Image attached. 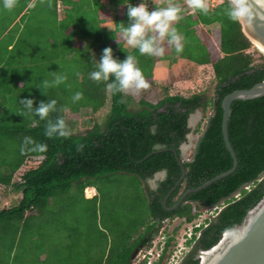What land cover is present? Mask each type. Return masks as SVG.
Returning <instances> with one entry per match:
<instances>
[{"label": "trees", "instance_id": "obj_1", "mask_svg": "<svg viewBox=\"0 0 264 264\" xmlns=\"http://www.w3.org/2000/svg\"><path fill=\"white\" fill-rule=\"evenodd\" d=\"M52 1L55 13L64 16L60 30L70 38L71 44L67 43L66 48L61 49L62 43L57 46L52 43L49 56L48 51L44 52L42 46L31 37L27 41L30 46L25 48L24 55H20L18 46L21 35H18L0 49V187L20 195L17 205L0 207V251L4 256L0 258V264L17 263L18 248L15 247L21 244L17 242V237L20 234L24 236L28 229L33 228V224L43 230L45 221H69L68 217L78 199L72 189H76L82 196L86 188L94 187L101 203L103 192L99 184H112L117 179L123 180L126 187L137 188L144 197L149 218L154 221L146 230L145 238H142L145 243L150 241L153 234H157L158 229L155 227L160 222L182 218L186 223H191L197 218L196 210L199 208L217 207L214 219L209 220L206 226L193 229L194 247L180 261V264H199L196 259L198 252L208 251L218 244L223 234L241 224L247 213L264 198V96L254 100L234 101L231 105L227 131L237 159L235 172L201 191L189 194L184 200L186 204L180 205L175 211L168 212L167 208H171L184 192L196 189L232 168V158L222 137L221 101L235 90L250 89L263 82L264 62L256 64L247 53L253 43L242 33L240 23L228 18L230 2L222 0L218 13L208 15L197 10L195 21H192V17L180 20L186 27L187 35L193 32L191 29L198 23L204 26L219 24L221 28L222 56L215 62H205H211V77L216 81L215 96L207 98L202 94L203 87L199 89L193 84L196 89L189 85L184 94H170L167 89L164 97L154 102L150 99L134 102L126 92L113 94L107 90L106 84L113 82V77L107 82L90 79L89 74L97 70L93 61L98 62L92 50L97 47L103 52V49L111 48L113 58L120 61L126 55L134 56L145 80L152 78L156 58L141 55L137 49L126 48L122 41L117 40L115 32L107 30L104 20H99L97 15L99 9H104L103 4L98 2L100 5L93 7L87 5L86 0H62L63 11L58 12L56 0ZM133 1L129 3L134 6ZM108 2L113 8L124 1ZM79 8L83 11L87 8V13L89 10L95 12L96 26L81 18L72 20V23L66 22L68 17H73L74 10ZM117 22L127 25L128 19L125 18L124 22L117 19ZM187 37L184 36V39ZM69 50L82 57L76 62L69 61ZM203 52L207 58L204 48ZM21 56L26 57L31 70L46 67V75L41 76V81H51L53 74L59 72L67 77L66 86L45 88L38 85L34 89L35 93L28 95L27 81L33 78L21 72L24 71L20 64ZM41 57L48 60L44 61ZM56 57L65 59L67 64L63 69L59 67L61 69L57 72L53 70ZM199 60L197 64H202L204 58ZM77 91L83 93V98L73 103L72 97ZM18 92L19 95L15 96ZM14 99L21 110L20 114L15 113L12 107ZM23 99H32L34 108L42 101L56 100L57 111L50 113L48 120L54 122L57 118H63L70 129V136L48 137L45 134L47 121H41L39 117L27 112L20 103ZM65 107L69 110L89 108L93 113L105 109L108 111L103 126L95 122L90 127L85 126L86 130L80 133L76 129V121L69 119L67 111H63ZM200 109L203 113L211 110L212 114L206 115L204 125H199L193 131L200 135L190 160L182 161L181 166V147L187 143L191 133L188 120ZM4 114L10 123L3 119ZM26 138H30L31 142H27ZM39 145H46V150L41 151ZM81 145L82 150L78 151ZM18 171L23 173L17 177L19 180L14 181ZM162 171L166 172V176L158 181L157 188L150 190L146 187L145 192L141 182L146 184ZM183 171V180L163 206V200L180 181ZM96 201L97 198L85 200V203L94 205L90 210H93L91 214L95 220ZM222 201L223 207L219 209ZM101 235L107 244L104 251L101 250L98 263L130 264L132 251L120 248L116 253L112 252L108 235L105 232ZM173 240V237L167 238L157 264H167L172 255L169 248ZM136 241L139 242L138 239ZM22 248L27 251V242ZM203 256L200 264L203 263ZM19 264L24 263L20 260Z\"/></svg>", "mask_w": 264, "mask_h": 264}, {"label": "rangeland", "instance_id": "obj_2", "mask_svg": "<svg viewBox=\"0 0 264 264\" xmlns=\"http://www.w3.org/2000/svg\"><path fill=\"white\" fill-rule=\"evenodd\" d=\"M109 0H86L87 5L96 6L100 5L99 3L104 5V14L101 17H106V25L113 31L119 29L118 22L116 19L111 21L112 16L110 15V4ZM210 2V7L213 10H216L217 6L221 3V0H207ZM99 2V3H98ZM57 5L62 7V3L60 0L57 2ZM98 3V4H97ZM87 7V6H86ZM85 11L79 9H75L72 13L73 17H68L66 19L67 23H72L74 19H83L91 25H95L96 17L94 15L93 10H89L85 8ZM209 14V13H208ZM64 16L61 14L55 13L53 1L52 0H16V6L12 10H5L2 6H0V40H2L0 44V49H3L9 40L13 37L20 36V45L19 54L24 55L25 48L30 46L27 44V41L32 37L39 46H42L41 49L44 52L50 54V45L54 43L56 46L58 44H63V48H66L67 43H70V38L66 37L64 32L60 30ZM73 18V19H72ZM183 23H178L176 29L182 36H188L184 39L183 43V51L181 53H176L175 49H173L170 53H168L169 46L166 43L164 44L165 54H167L166 59H163L162 64H159L155 68L156 75V84L149 89L141 90L139 93H135L134 91L127 92L128 95L132 98L134 102H137L139 99H147L149 101L156 99H160L162 95H165L167 89H169L170 94L180 93L179 89H183L185 92L187 88H189V84L196 85L199 89L203 87V92L207 98H213L215 96V85L216 81L211 77L210 72L204 73L202 75H198V80H193L196 77L197 71L199 68L195 66L198 60H202L204 58L205 53L202 48V34L196 33V35L191 31L189 35L186 33V27L182 25ZM96 26V25H95ZM83 28V27H82ZM218 28H220L219 24H215V26H211L212 32L211 36L217 39ZM78 32L81 30L78 29ZM188 32V31H187ZM220 33V30H219ZM250 41V40H249ZM218 41H214V46H218ZM251 42V41H250ZM81 44V43H80ZM217 49V47L215 48ZM52 54L54 55L53 50ZM68 50L64 51L67 52ZM63 53V52H62ZM67 54L69 61H78L82 56H79L75 51L69 50ZM247 53L251 55L254 62L256 64L264 62V55L258 51V49L253 45H251L250 49L247 50ZM92 55L98 61L102 55V51H100L97 47L92 50ZM44 60V57H41ZM67 59V58H66ZM48 60L47 58L44 60ZM54 64V71H60V69L66 67V60L61 59V57H56ZM199 60V61H200ZM190 63V65H188ZM20 64L24 71V74L28 75L30 78H33L27 84L26 92L28 95L34 94L38 85L43 87V81H41V76L46 75V67L39 68L37 70H31L30 64L25 56L20 57ZM194 64V65H192ZM61 67V68H59ZM26 71V72H25ZM47 72H49L47 70ZM54 72V73H56ZM56 74H59L56 73ZM172 76V78L170 77ZM170 77V78H169ZM201 77V78H200ZM192 78V79H191ZM169 79V81H168ZM196 79V78H195ZM40 81V82H39ZM190 82V83H189ZM66 86L65 82L60 84ZM193 87L196 89V86ZM177 86L181 88H177ZM168 87V88H167ZM192 87V86H191ZM35 89V90H34ZM198 89V90H199ZM149 90V91H148ZM194 90V89H193ZM148 91V92H147ZM15 96L19 95L18 93L14 94ZM13 109L16 111L15 113L21 112L18 107L15 99L12 103ZM134 107H132L133 109ZM107 109L100 110L96 113H93L89 108L86 109H71L66 112V115L69 119L76 121V129L78 132L83 133L86 130V127L92 126L95 122L101 124L103 126L105 122V117L107 115ZM201 117L197 120V124L194 127V130L199 125H204V117L210 116L212 114L211 110L203 113ZM14 112V111H13ZM6 120V123H10V120L4 114L3 117ZM86 126V127H85ZM193 130V131H194ZM202 131V130H201ZM201 133V132H200ZM200 134H195L194 136L197 138ZM195 142H193L194 144ZM192 144L187 147L185 151V155L187 156V160L190 159L192 154ZM24 171V170H23ZM18 171L15 175L14 181L19 180L17 177H20V174L23 173ZM100 188L102 189L103 196L101 200V214L100 221H102V232H105L108 235V242L112 245L113 251L117 252L120 248H127L128 251H132V247L138 241H134V239L139 237L142 239L145 235V231L150 227V218L148 213V208L145 204L144 197L142 193L139 192L137 188L126 187L124 185L123 180L117 179L115 183L106 184L105 182H101ZM6 190V189H5ZM11 190V189H10ZM9 190V193L4 195V189L0 187V196H8L9 200L6 201L9 205L16 203L15 197H18L19 194H13ZM137 190V191H136ZM20 196V195H19ZM2 198V197H1ZM13 199V200H12ZM0 206L2 207V200L0 199ZM223 205H219V209H221ZM217 208H199L196 210V214L198 215L195 220L191 223H186L182 219L173 218L168 221L162 222L161 224H157L155 229H158L157 234H153L154 238L148 243L146 248L144 249L146 252L138 255L136 258L130 261V264H157L158 258L162 252L164 247V243L169 237H173V242L169 248V251H172V255L170 257L169 264H176L181 261L182 257H185L188 253H190L194 247L195 242H192L194 228L206 226L209 220H212L216 217ZM195 212V210H194ZM81 214V211H78L76 215L73 216L78 219V221H88L85 217L78 218ZM93 221H96L93 219ZM31 227H35L31 226ZM49 225L46 228V236L49 237ZM26 231L27 233H29ZM136 240V239H135ZM135 243H132V242ZM59 244V243H58ZM107 244V240L102 238L100 242V252L95 249H90L91 243H85L84 245V258H80L83 261V264H95L100 257L101 250L104 251ZM26 245V243H24ZM71 243H67V246L61 248L58 246V250L56 252H52L53 259L59 258L61 262L68 258V247ZM55 246V245H54ZM110 247V246H109ZM90 250V251H89ZM89 252V253H88ZM145 256V257H144ZM3 254L0 251V258H3ZM79 260V261H80ZM205 258L203 257V261ZM90 262V263H88ZM67 263V262H66ZM68 264H72L68 263ZM76 264V262H73ZM97 264V263H96Z\"/></svg>", "mask_w": 264, "mask_h": 264}, {"label": "clouds", "instance_id": "obj_3", "mask_svg": "<svg viewBox=\"0 0 264 264\" xmlns=\"http://www.w3.org/2000/svg\"><path fill=\"white\" fill-rule=\"evenodd\" d=\"M186 3L192 14H195L197 10L203 14L208 13L205 0H186ZM0 6L5 10H12L16 6V0H0ZM123 6L127 8L128 23L127 25L123 23L117 25L127 46L137 49L141 55L155 57L164 55L165 43L173 46L178 54L183 51L184 37L173 26L181 19L182 9L178 4L169 3L167 7L154 8L152 11L148 10L147 0H141L136 6L131 5L127 0ZM227 16L233 22L239 23L245 19L250 22L252 20L250 0H230ZM93 63L96 64L97 70L89 74L90 79L96 82H107L110 77H113V82L106 84L107 90L113 94L129 91L139 93L141 90L149 88L141 69L137 66L136 58L132 55H126V58L120 61L113 58L111 48H105L99 61H93ZM66 80L67 77L63 74H53V79L51 81L44 80L43 86L45 88L55 87L63 84ZM82 98L83 93L77 91L74 93L72 101L75 103ZM20 103L27 112L39 117L41 121H47L45 134L48 137L56 135L67 138L70 136V129L63 118H57L54 122L48 120L49 114L57 111L56 100L42 101L35 108L32 99H23L20 100ZM63 111H69V109L65 107ZM26 141L31 142L30 138H26ZM46 147V145H39L41 151L46 150ZM82 147V145L79 146L78 151L82 150Z\"/></svg>", "mask_w": 264, "mask_h": 264}, {"label": "crops", "instance_id": "obj_4", "mask_svg": "<svg viewBox=\"0 0 264 264\" xmlns=\"http://www.w3.org/2000/svg\"><path fill=\"white\" fill-rule=\"evenodd\" d=\"M61 1L62 0H60V2ZM123 1L127 2V0H123ZM140 2H141V0H134L132 3L134 4V6H136ZM147 2L149 4V9H148L149 11L154 10V8L167 7L169 3L178 4L182 9V12H181V19L182 20L186 19V18H190V17H192V21L196 20L195 14H192L191 10L187 7L186 0H147ZM205 3L208 7V13L209 14L208 13L207 14L212 15L214 13H218L219 6L222 3V0H221V3L217 6L216 10L211 9V7H210L211 5H210L209 1L205 0ZM110 10H111V11H109L110 15L113 18V19H111V21H113L112 24L114 23V19H116V21L118 19L120 22L121 21L124 22L125 18L128 19L126 16L127 8L124 7L123 4H120L117 7H113V8L110 7ZM103 14H104V10L99 9L97 11L98 19L104 20V18H105V20L107 21L106 17H101ZM105 20H104V23H105L104 26H106L107 30L110 33L115 32V36H117V40L122 41L126 48H131V47L127 46V44L125 43L120 31L119 30L118 31L111 30L109 28V26L106 25ZM178 23H180V21L175 23L173 26L176 27L178 25ZM211 26H215V24L210 25V26H204L201 23H198L193 27L195 35H196V33H198L199 35L202 34V36H203L202 47L204 48V50L206 51V54L208 55L207 58L204 57L202 64H197V63L195 64V66L199 68V71H197V73H196V77H195L196 79L193 78V80H196V82H197L198 77H199L198 75L203 76L204 73H207L208 71L210 72L209 67H210L211 62H215L216 60H218L222 56V54L220 52V33H219L220 29L218 28V35H217V39H216L213 36H211L212 34L210 35V33L212 32ZM216 40L218 41L217 42L218 46H216L217 49H215L216 47L214 46V41H216ZM166 47H167V44H166ZM173 49H174L173 46H169V49H168L169 52L168 53H170ZM165 53L166 52H164V55L161 57H155L154 56L156 58V62L153 66L152 78L146 80V82L149 84V87L153 86L151 84H156L155 82H158V81H156L155 68L159 64L164 63L163 59H166V57H167V54H165ZM207 60H209L211 62L205 63ZM188 65H190V63H188ZM192 65H194V64H192ZM210 75H211V72H210ZM170 77L172 78V76H170ZM168 81H169V79H168ZM189 85H191V84H189ZM177 88H181V87L177 86ZM179 91L181 94H184L183 89H179ZM162 97H164V94L162 95ZM151 181L152 180L147 181L146 184L144 182L143 183L141 182V186L143 187L145 192L147 191L148 188L150 190H155L157 188L158 181H161V180L154 181L152 184H151ZM146 187H147V189H146ZM2 189H4V193H5L4 195L9 193L10 189H6V188H2ZM72 191H73L74 195L77 196L78 199H77L76 204H74V206H73V209L71 211L70 216L68 217L69 221H45L46 226L43 230L40 229L39 227H36V228L34 227V228L30 229V231H29V233H27V235L25 234L24 236H21V234H20L17 237L18 238L17 242L21 243L22 245L19 244L18 247H17V245L15 247V249L18 248L17 253H16L18 255V261L16 264H19L20 260L24 264H68L71 262H72V264H73V262H76V264H83V261L80 260V258H84V245H85V243H91L90 249H95V251L98 250L100 252V241L102 240L101 239V237H102V235H101L102 234V230H101L102 229V221H100V212L101 211H100V198H99L98 192H97L96 188H94V187L86 188L84 190L82 196L79 192L76 191V189H72ZM4 195L0 196V199L2 200V207L17 205L20 201V196L18 195V197H15L16 199H14V200H16V203L9 205L8 203H6V201L9 200V198H8V196L6 197ZM146 196H148L147 193H146ZM94 198H97V201H96L97 203L95 206V209H96L95 215H97L96 221H93V218H92L93 214H91L93 212V210L92 211L90 210L91 208H93L94 205L93 204L90 205L89 202L85 203V200L88 201V200H91ZM78 211H81V214L78 218L85 217L86 219H88V221H78V219L76 217H74ZM73 214H74V216H73ZM61 216L64 219H66L63 215H61ZM153 224H154V221H150V226ZM48 225L50 226L49 227L50 233H49V237L47 238L45 230H46ZM138 238L136 237L135 239L137 240ZM135 239H134V241H135ZM26 242H27V246H28L27 251L22 248L24 243H26ZM67 243H71V245L68 247V253H69L68 258L65 259L63 262H61L59 258L53 259L52 252H56L58 250V246L61 248L67 246ZM88 263H90V262H88ZM96 263H98V261H96Z\"/></svg>", "mask_w": 264, "mask_h": 264}, {"label": "water", "instance_id": "obj_5", "mask_svg": "<svg viewBox=\"0 0 264 264\" xmlns=\"http://www.w3.org/2000/svg\"><path fill=\"white\" fill-rule=\"evenodd\" d=\"M228 1L230 2V0ZM250 3L252 7V20L249 22L247 19H245L244 21L239 23L241 25L242 33L245 35V37L248 39L251 37L255 41V43L264 50V0H250ZM246 33H248L249 36H247ZM263 96L264 81L255 84L250 89L235 90L222 99V137L225 147L232 158V168L229 171L205 182L200 187L184 192L181 198L176 203L175 208L179 207L180 205H185L186 202H184V200L189 194L201 191L214 182L226 178L235 172L237 168V159L230 144L227 131L228 121L231 114V105L234 101L254 100ZM198 115L201 117V110H197L190 116L188 120V127L191 129V133L187 137V143L183 144L181 147L182 155L179 158L181 166L182 161H188L187 156L185 155L187 147L191 144L192 147H195L196 145L197 138L194 136L193 130L197 123H195L196 121H192V119L193 116L195 117ZM193 142L195 143L193 144ZM159 148L160 147H157V149ZM165 176V171L155 174L154 178L151 181V184L154 181L163 180ZM184 176L185 171H183V175L180 181L163 200V206H165L167 199L183 180ZM223 204L224 201L219 203V205ZM228 231H230L231 237L228 241H226L225 245H223L225 238L224 235ZM228 231L223 234L218 244L208 250V252H211V254H213L219 248L218 253L213 258L214 261L212 264H264V198L259 202L258 205H256L247 213L241 224L235 225Z\"/></svg>", "mask_w": 264, "mask_h": 264}, {"label": "bare ground", "instance_id": "obj_6", "mask_svg": "<svg viewBox=\"0 0 264 264\" xmlns=\"http://www.w3.org/2000/svg\"><path fill=\"white\" fill-rule=\"evenodd\" d=\"M247 34V36H249L248 35V33H246ZM251 38V37H250ZM249 38V39H250ZM250 41H251V44L253 43L254 44V46L258 49V51L260 52V53H262L263 55H264V50L259 46V45H257L256 43H255V41L251 38L250 39ZM200 118V116L198 115V116H193V119H192V121H196L197 122V120ZM195 122V123H196ZM227 233V232H226ZM228 233L229 234H227L226 236H225V238H224V244L223 245H225V243H226V241H228L229 240V238L231 237V233H230V231H228ZM218 251H219V248L217 249V251L215 252V253H213V254H211V252H208V251H206V252H204L203 254H202V256L205 254V253H207V255H205L204 256V258H205V260L203 261V263L202 264H212L213 263V258L215 257V255L218 253Z\"/></svg>", "mask_w": 264, "mask_h": 264}, {"label": "flooded vegetation", "instance_id": "obj_7", "mask_svg": "<svg viewBox=\"0 0 264 264\" xmlns=\"http://www.w3.org/2000/svg\"><path fill=\"white\" fill-rule=\"evenodd\" d=\"M182 195H183V194H182ZM182 195H181V196H182ZM181 196L177 199L176 203H177L178 200L181 198ZM176 203H175L171 208H167L168 212H173V211H175L176 209L179 208V207L175 208ZM179 219H182V218H179ZM182 220L185 222L184 219H182ZM164 221H168V220H164ZM164 221H162V222H164ZM162 222H160V224H161ZM158 223H159V222H158ZM144 238H145V237H144ZM153 238H154V235L151 236L150 241H151ZM138 240H139L138 244H136V246H134V248L132 249L131 260H133L134 258H136L138 255L142 254L143 252H147V251H145L144 249L146 248L147 244H148L150 241H149L148 243H145V242H144V239L142 240V239H139V238H138ZM164 245H165V243H164ZM206 254H207V253H206ZM206 254H205V255H206ZM205 255H204V256H205ZM204 256H203V257H204Z\"/></svg>", "mask_w": 264, "mask_h": 264}, {"label": "built area", "instance_id": "obj_8", "mask_svg": "<svg viewBox=\"0 0 264 264\" xmlns=\"http://www.w3.org/2000/svg\"><path fill=\"white\" fill-rule=\"evenodd\" d=\"M57 10H58V12H62V11H63V9H61V6H60V5H57ZM204 252H206V251H199V252H198V255H197L196 259H197L199 262H200V258L202 257V254H203ZM146 253H147V252H146ZM144 257H145V256H144ZM170 260H171V259H169V261L167 262V264H169ZM176 264H180V262H179V263H176Z\"/></svg>", "mask_w": 264, "mask_h": 264}]
</instances>
